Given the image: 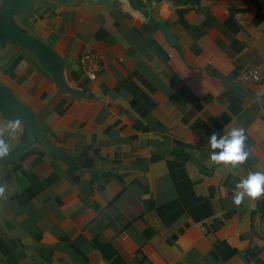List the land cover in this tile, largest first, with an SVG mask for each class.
Masks as SVG:
<instances>
[{"label":"crops","instance_id":"1","mask_svg":"<svg viewBox=\"0 0 264 264\" xmlns=\"http://www.w3.org/2000/svg\"><path fill=\"white\" fill-rule=\"evenodd\" d=\"M127 1L131 10L124 0H44L20 18L65 58L85 97L60 91L28 54L0 59V82L46 134L94 158L75 176L38 147L20 158L0 264H264V195L234 201L242 178L264 172V0ZM87 53L103 58L96 79ZM243 68L261 80L239 82ZM232 127L249 153L235 166L213 161L220 149L209 144ZM20 131L0 114V140ZM22 190L28 200H15Z\"/></svg>","mask_w":264,"mask_h":264},{"label":"water","instance_id":"2","mask_svg":"<svg viewBox=\"0 0 264 264\" xmlns=\"http://www.w3.org/2000/svg\"><path fill=\"white\" fill-rule=\"evenodd\" d=\"M41 1L44 0L0 1V59H5L13 51L28 54L34 57L39 67L51 76L60 91L85 97L86 92L74 89L69 84L65 58L47 41L31 33L20 21V18L33 13L36 4ZM56 1L59 4L69 2V0ZM124 2L128 10H131L128 1L124 0ZM159 29L166 34L168 41L179 49L180 55L184 59V50L178 44L176 35L171 33L163 23L159 25ZM0 114L4 120L21 125V131L7 143L8 153L0 156V184L5 193L0 205V220L2 221L3 205L8 203L10 197L14 195L13 190L15 193L17 190V178L13 170L19 164L20 158L32 148L42 149L54 161L64 165L69 176H75L79 171L89 169L94 158L89 155L88 149H84L80 154L72 155L58 146L46 134L34 108L20 99L9 84L3 82H0Z\"/></svg>","mask_w":264,"mask_h":264},{"label":"clouds","instance_id":"3","mask_svg":"<svg viewBox=\"0 0 264 264\" xmlns=\"http://www.w3.org/2000/svg\"><path fill=\"white\" fill-rule=\"evenodd\" d=\"M245 140L244 130L239 127H232L220 139H217L215 134L211 135L210 147L220 149L219 152L212 153L211 159L233 166L243 163L249 156L248 151L245 150ZM8 151L9 146L0 140V156L6 155ZM238 187L242 191L234 196L236 204H240L245 195L253 199L264 195V172L256 171L249 174L247 178H242ZM0 191H3L2 187H0Z\"/></svg>","mask_w":264,"mask_h":264},{"label":"built area","instance_id":"4","mask_svg":"<svg viewBox=\"0 0 264 264\" xmlns=\"http://www.w3.org/2000/svg\"><path fill=\"white\" fill-rule=\"evenodd\" d=\"M102 59L101 55L93 53H87L84 56L83 61L91 79H96ZM238 80L242 83L259 82L261 80L260 72L257 68H243L238 75Z\"/></svg>","mask_w":264,"mask_h":264},{"label":"trees","instance_id":"5","mask_svg":"<svg viewBox=\"0 0 264 264\" xmlns=\"http://www.w3.org/2000/svg\"><path fill=\"white\" fill-rule=\"evenodd\" d=\"M20 59H18L17 58V60L16 61H14V64L12 65V68H14V67H16L17 65H18V63L20 64ZM3 141V140H2ZM15 170V172L18 174L19 173V170H18V168H15L14 169ZM19 176V175H18ZM29 196V193H25L23 190L22 191H20L18 194H17V196L15 197V200H28V198H26V197H28Z\"/></svg>","mask_w":264,"mask_h":264}]
</instances>
